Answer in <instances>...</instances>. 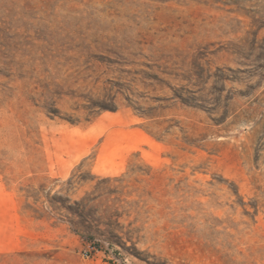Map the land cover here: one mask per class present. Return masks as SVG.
<instances>
[{
  "label": "rangeland",
  "instance_id": "rangeland-1",
  "mask_svg": "<svg viewBox=\"0 0 264 264\" xmlns=\"http://www.w3.org/2000/svg\"><path fill=\"white\" fill-rule=\"evenodd\" d=\"M0 206V264H264V0H0Z\"/></svg>",
  "mask_w": 264,
  "mask_h": 264
},
{
  "label": "trees",
  "instance_id": "trees-1",
  "mask_svg": "<svg viewBox=\"0 0 264 264\" xmlns=\"http://www.w3.org/2000/svg\"><path fill=\"white\" fill-rule=\"evenodd\" d=\"M263 68V67H262ZM129 92H130V90H128ZM119 93H121V91H119ZM122 95H123V93H122ZM179 99H181L182 100V102H185L186 100H185V98L183 97V96H177ZM91 105L94 107V108H97V109H99V111H105V110H115V108H110V107H108V106H103V105H101V104H97V103H95V102H91ZM129 106L130 107H132L134 110H137V111H139V113L141 114V115H144V117H148L149 116V114H145L144 112H142V110H140L139 108H136L135 106H133L132 104H129ZM48 113L50 114V115H56L53 111H48ZM65 119V118H64ZM68 121H70V122H72V123H74L72 120H68Z\"/></svg>",
  "mask_w": 264,
  "mask_h": 264
},
{
  "label": "crops",
  "instance_id": "crops-1",
  "mask_svg": "<svg viewBox=\"0 0 264 264\" xmlns=\"http://www.w3.org/2000/svg\"><path fill=\"white\" fill-rule=\"evenodd\" d=\"M0 212H1V206H0ZM15 250H17V248H15V247H13V246H11L10 248H8V249H2V248H0V252H11V251H15Z\"/></svg>",
  "mask_w": 264,
  "mask_h": 264
}]
</instances>
